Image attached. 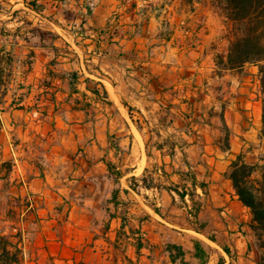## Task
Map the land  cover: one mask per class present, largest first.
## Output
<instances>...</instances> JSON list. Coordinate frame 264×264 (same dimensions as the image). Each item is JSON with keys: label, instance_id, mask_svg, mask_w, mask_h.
I'll list each match as a JSON object with an SVG mask.
<instances>
[{"label": "crops", "instance_id": "crops-1", "mask_svg": "<svg viewBox=\"0 0 264 264\" xmlns=\"http://www.w3.org/2000/svg\"><path fill=\"white\" fill-rule=\"evenodd\" d=\"M111 9L112 5L108 4V0H100L90 13L79 8L81 16L77 24H84L90 32L84 41L76 34L61 33L49 46L46 39L41 35L36 36L31 31L37 24L35 19L25 28L28 34L33 33V38L30 37L31 40L28 41L29 46L35 51L31 77L36 80H45V78L50 80L49 90L53 99H47L45 102L43 100L39 104L41 108L31 109L27 105L25 108H20L13 105L1 112L0 141L8 142L3 150V160L16 163L14 165L16 185L23 191L29 190L38 194L49 206L66 201L57 192H65V188L59 186L58 176L61 172L56 166V163L60 162L57 151L59 146L48 145L51 150L45 156L43 137L49 132L47 125L50 119L61 123H65V118L71 121L86 119V109L79 106L81 103L77 98L95 92L83 81L84 75L98 78L92 71L103 72L107 78L98 79L105 86L108 98L118 108H121L123 97H127L130 91L136 94L152 93L151 100L140 101V104H143L142 109L148 112H152L154 106L157 109L164 108L158 98H165L168 90H163L165 88L160 87V84L168 86L172 81H178V86L182 87L188 80L193 82L198 78L201 82H208L206 84L208 94L205 100L209 101V104L204 107L206 120L200 124L199 131L194 134L187 133L183 129L179 130L175 127L176 121L170 119L166 125H163V130L168 135L160 136L163 138L162 141L160 140L152 151L155 156L149 155L154 158L156 167V171L152 174L155 184L150 188L145 187L147 192L155 197V203L141 201L139 205L144 214L142 217L138 215L137 227L140 231L137 233H141L144 246L138 253L134 243L125 254L133 260H139L137 264H174L169 252L165 250V245L168 242H175L184 247L187 259L192 264H197L200 261L193 255V239L199 238L207 245L218 244L210 239L214 236L219 242L228 245L231 250H237L239 262L247 259L244 256H250L253 252L249 251L250 246L253 247L252 214L237 195L228 172L232 161L239 154H244L250 163L257 162L260 156L264 155V138L261 136L262 100L254 101L247 81H243L239 74H235L238 68L224 69L228 72L225 75L217 72L219 67L214 58L217 50L210 48L207 43L201 45L199 51H190L185 45L172 46L170 42L168 45H156L157 41L153 34L154 31L156 34L161 26L159 18H150V21L136 25L137 19L133 17V12L130 15L126 14L125 20L121 21L120 25L124 32L115 38L105 54H99L101 47L94 41L93 32L98 33L109 27ZM39 14V27L42 29L47 21L46 18L42 20V15ZM32 16L34 17L32 12H29V18ZM136 29L142 32L141 36L135 37L130 34ZM200 61L202 64L205 62L209 64L195 67L193 73L192 65ZM177 70L182 75H179ZM75 71H78L81 77L75 83L73 90L71 81L72 73ZM224 79L228 82L223 81ZM115 81H118V84ZM111 88L120 90L117 99L111 97ZM75 96L77 98H74ZM68 98H70L69 102ZM179 101L183 103L178 105L176 117L186 125L187 121L182 116L185 114L183 111L185 101L183 99ZM151 104H154L153 107ZM63 110L66 111L65 115L61 114ZM167 110V113L173 114V107ZM42 111L47 112L45 117L40 115ZM86 120L87 123L83 124V128L88 136L93 138L94 143L93 151H90L92 153L87 155L88 159L92 160L90 161L92 166L80 167L76 172L85 175L88 170V175L95 176V179L112 180L105 160L113 159L115 163V159L106 156V150L99 153L102 155H98L96 135L94 132L92 135L89 134L90 127L96 126L97 122L91 116ZM171 127L182 133L179 139H183L184 145L168 144V138H172L168 133ZM224 127L229 130L230 144L227 148L221 145L222 139L225 138L223 136H227ZM107 137L105 136V142ZM49 139L52 137L49 136ZM113 153L114 150H110V154ZM98 156H101L100 159ZM43 158L52 160L53 165L43 166L41 164ZM189 171L196 178V198L201 201L199 221L206 224L205 232L197 231V220L190 215L184 204H180L183 202L177 192L170 188L177 184L190 186L192 181L186 180ZM127 175L128 171L124 177ZM201 183L205 186H201ZM93 189H97L96 184ZM99 202L96 206L103 205ZM71 204V216L65 225L63 236L60 234L57 212L53 211L48 215L50 211L43 209L45 219L39 220V223L41 222L39 233L45 239V243L39 251L45 256L54 257L58 264H106L105 257L108 255L105 252L122 241L118 233H121L122 228L123 207H116L112 203L113 209L109 210L115 214L113 217L110 216L111 225L115 224L118 228L113 231L111 227L110 230L97 233L92 231V209L76 199H72ZM155 207H159L162 213L157 212ZM135 226L136 224L133 223L132 233H135ZM138 237L139 235L134 234L130 239L136 241ZM80 248L83 249L82 252L78 251ZM211 258L212 255L207 264H210Z\"/></svg>", "mask_w": 264, "mask_h": 264}, {"label": "rangeland", "instance_id": "rangeland-1", "mask_svg": "<svg viewBox=\"0 0 264 264\" xmlns=\"http://www.w3.org/2000/svg\"><path fill=\"white\" fill-rule=\"evenodd\" d=\"M98 3L100 0H0V108L2 111L13 105L20 108H25L26 105L31 109L41 108L39 104L43 100L45 102L47 99H53L49 90L51 87L50 80L47 78L36 80L31 77V72L34 69L35 51L29 46L28 41L31 40L30 37L33 38V33L46 39L49 46L61 33L76 34L78 37H82L81 39L84 41L90 32L84 24H77V20L81 16L79 8L87 12V7L94 9ZM145 3L148 5L146 14L141 15L140 11L135 10V7L137 5L140 8ZM218 3L219 0H108V4L112 5L110 21L114 17L115 9L121 10V21L133 12V17L137 19L136 25L148 22L150 18H159L161 26H159L156 34L155 31L153 34L158 46L168 45L170 42L172 46L179 45L182 47L185 45L190 51H199L200 46L207 43L210 48L217 50L214 56L216 65L219 67L217 72L225 75L228 73L224 69H226L225 62L230 46L228 38L230 28L225 24L224 17L219 12ZM29 12H32L34 17L29 18ZM39 13L42 15V20L46 18L47 21L42 29L39 27ZM133 17L132 19H134ZM34 19L37 24L31 30L33 33L28 34L25 28L30 23L32 24ZM82 19L86 20L85 17ZM122 28L119 27L114 30L116 38L124 32ZM13 29L15 31H12ZM109 31L107 27L101 32H93V39L99 47H101L100 41L105 42V46L99 49V54H105L113 42L110 40L112 35ZM130 34L139 37L142 32L136 29ZM207 64L209 63L202 64V61L193 64L192 72L195 67L207 66ZM91 68L95 67L91 66ZM147 71L149 70L147 69ZM92 72L96 73L98 78H107L103 72ZM177 73L182 75L179 71ZM235 74H239L243 81H247L248 87L253 93L254 101L262 100L260 65L247 64L235 70ZM84 76L83 81L95 91V94L80 96L81 98L75 96L74 98L80 99L81 104L79 106L86 109V119L91 116L97 122V125L90 127L89 130L90 135L93 132L96 135V152L98 155H102L99 153L106 150L105 155L114 158L117 167L127 170L128 175L117 181L114 176H112V180L107 178L95 179V176L88 175V170L85 175L77 173L76 170L80 167L92 166L90 163L92 160H89L87 155L93 151V138L88 136L87 131L83 128V124L87 123V120L71 121L65 118V123H61L50 119L47 125L49 132L43 137L45 140L43 147L46 156L51 150L48 145L50 147L52 144L59 146L57 151L60 155V162L56 163V166L61 172L58 176L59 186L64 187L65 192H57L66 201H61L55 206H49L38 194L29 190L23 191L16 185L17 178L14 174L16 163L3 160V150L8 142L0 141V228L4 234L10 236V241L20 249L18 251L19 261L10 264H58L54 257L45 256L39 251L45 243V239L39 233L41 227L39 220L45 219L44 208L50 211L48 215L53 211L57 212L60 234L63 236L65 225L71 216L72 199L80 200L92 209L93 232L103 233L106 229L110 230L111 227L115 231L118 227L115 224L111 225L110 214L112 212H109V209H113L110 199L113 189L116 188L121 189L120 195L124 199L121 216L125 215L126 220L122 219V223L125 222L126 226L120 229L121 233H118L122 241L116 247L105 252L108 255L105 257V262L106 264H132L126 260L125 251H129L131 245L136 244V241L130 237H133L134 234L142 237L141 233H137L140 231L137 227L138 217H142L144 214L141 211V206H139L141 201L149 204L155 203V197L147 192L143 179H146V184L153 182L152 174L156 171V167L154 166V158L149 155L155 156L152 151L155 150V145L160 140L162 141L163 138L160 136L168 135L163 130V125H166L170 119L176 121L175 127L179 130L183 129L187 133L194 134L199 131L200 124L206 120L204 107L209 104V101L205 100L208 94L206 85L208 82H201L198 78H195L193 82L188 80L182 87L178 86V81H172L168 86L160 84V87L165 88L163 90H168L165 98H158L165 109H157L154 106L153 111L148 112L144 108L142 109L143 104H140V101L151 100L152 93L136 94L130 91L127 97H123L120 104L121 108H118L106 96L101 80L88 75ZM226 80L223 81L226 82ZM115 83L118 84V81ZM231 83L233 84V82ZM131 87L135 88L134 86ZM118 94H120V90L111 88L112 98L117 99ZM70 98L67 99L68 102ZM155 99L157 100V98ZM180 99L185 101V105H183L185 106L183 110L185 114L182 116L187 121L186 125H183L176 117L178 114L176 112L178 111L177 107L182 102L179 101ZM153 105L151 104V107ZM170 107H173V114L167 113V109ZM65 112L63 110L61 114L65 115ZM40 115L45 117L47 112L42 111ZM137 123L141 125V128L137 126ZM224 129L227 136H223L225 138L222 139L221 145L227 148L230 144L229 130L227 127ZM161 130H163L162 133ZM168 133L169 136H172V138H168L169 145L175 143L184 145L183 139H179L182 134L180 131L171 127ZM49 136L52 139H49ZM105 136H108L107 142H105ZM110 150H114V153L110 154ZM98 157L100 159L101 156ZM41 164L43 166L53 165V161L43 158ZM134 176L137 179H134ZM95 184L96 190L93 189ZM124 189L130 191L126 193ZM99 198L101 199L99 200ZM99 201L103 205L96 206ZM133 223L136 224L135 233H132ZM252 237L253 247L250 246L249 251L253 252L250 256L245 255L244 258L247 259H242L241 262L238 261L236 249L232 250V257H230L220 245L211 243L214 251L211 253L210 264H217L221 254L226 258L225 264H260L261 247L254 232ZM87 245L89 244L87 243ZM11 250L17 251L15 246H12ZM78 251L82 252L83 249L80 248ZM138 262L139 260H134V264ZM0 264L4 263L0 261Z\"/></svg>", "mask_w": 264, "mask_h": 264}, {"label": "trees", "instance_id": "trees-1", "mask_svg": "<svg viewBox=\"0 0 264 264\" xmlns=\"http://www.w3.org/2000/svg\"><path fill=\"white\" fill-rule=\"evenodd\" d=\"M218 9L220 14L224 17L225 24L230 28L228 33L230 46L227 60L225 62V68L237 69L242 68L247 64L260 65L263 94V126L261 136L264 138V0H219ZM88 12H91L90 7L88 8ZM80 77L81 74L78 71L72 73L71 84L73 90L75 88V83ZM103 88L106 96L108 97V92L104 85ZM1 112L2 109L0 108V135L2 130ZM137 126L141 128L139 123H137ZM105 162L108 166L111 177L114 176L117 181H120V179L126 175L127 171L118 168L116 163L112 160H105ZM228 176L232 180L234 189L240 200L251 211V228L261 247L260 264H264V155L260 156L257 162L250 163L246 160L244 154H239L232 161ZM134 179L137 178L134 176ZM186 180H191L192 184L190 186L187 184H177L170 188L177 192L180 200L184 204V207L187 208L190 215L197 220V231L205 232L206 224L199 221L201 201L196 198L195 187L197 183L196 178L191 171L187 173ZM143 181L145 182L144 187L146 188H150L155 184L154 180L152 184H146V179H143ZM201 186H205L204 183H201ZM124 191L128 193L130 190L124 189ZM120 194V188L113 189L110 202H112L116 207L122 206L124 203V199ZM187 196L189 197L187 198ZM155 210L162 213L159 207H155ZM110 216L113 217L115 214L111 213ZM122 219L126 220L125 215L122 216ZM125 226L126 224L123 222L122 227ZM210 239L217 242L226 254L232 257V250L228 245L220 243L214 236H211ZM193 242V255L199 259L201 264H207L211 257V253L214 251L213 247L207 245L199 238L193 239ZM12 246H15L17 251L13 252L11 250ZM143 246L144 241L142 240V237H138L136 239L138 253H140ZM19 250V247L10 241V236L4 234L0 228V261L4 264L18 262ZM165 250L169 252L170 258L174 264H192L191 261L187 259L186 250L182 245L175 242H168L165 245ZM125 258L130 263L134 264V260L132 258L127 255H125ZM226 262V258L221 254L217 264H225Z\"/></svg>", "mask_w": 264, "mask_h": 264}, {"label": "built area", "instance_id": "built-area-1", "mask_svg": "<svg viewBox=\"0 0 264 264\" xmlns=\"http://www.w3.org/2000/svg\"><path fill=\"white\" fill-rule=\"evenodd\" d=\"M148 7V5H146V3L145 4H142L141 5V7L140 8H138L137 7V5H136V7H135V10L137 11H140V13H141V15H145L146 14V8ZM88 8L89 7H87V11H88ZM91 8V7H90ZM114 17H113V19L111 20V23H110V26L108 27V29L110 30L109 32H110V35H112L111 37H110V40L111 41H114L115 40V31L114 30H116L117 28H119L120 27V25H121V10L120 9H115V11H114ZM100 46L101 47H103V46H105V42L104 41H100ZM189 196H187V198H188Z\"/></svg>", "mask_w": 264, "mask_h": 264}, {"label": "bare ground", "instance_id": "bare-ground-1", "mask_svg": "<svg viewBox=\"0 0 264 264\" xmlns=\"http://www.w3.org/2000/svg\"><path fill=\"white\" fill-rule=\"evenodd\" d=\"M115 96V95H114ZM116 97V96H115ZM136 129V128H135ZM140 142V140H138ZM142 141V140H141Z\"/></svg>", "mask_w": 264, "mask_h": 264}]
</instances>
